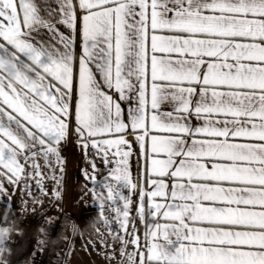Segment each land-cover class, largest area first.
I'll list each match as a JSON object with an SVG mask.
<instances>
[{
    "label": "snow or ice",
    "instance_id": "snow-or-ice-1",
    "mask_svg": "<svg viewBox=\"0 0 264 264\" xmlns=\"http://www.w3.org/2000/svg\"><path fill=\"white\" fill-rule=\"evenodd\" d=\"M69 145L98 222L54 264H264V0H0V264Z\"/></svg>",
    "mask_w": 264,
    "mask_h": 264
},
{
    "label": "crops",
    "instance_id": "crops-1",
    "mask_svg": "<svg viewBox=\"0 0 264 264\" xmlns=\"http://www.w3.org/2000/svg\"><path fill=\"white\" fill-rule=\"evenodd\" d=\"M66 156L68 159V165L63 211L59 208H53L47 203L44 207L36 205L35 208H33L30 205L28 210L23 213L22 219L15 220V224L19 228V232L13 234L15 241L23 232H30L35 236H39L41 235L42 228L45 229L43 233L45 236L49 232L48 224L42 223V220L48 221L51 225H54L57 221H59L60 236L63 246L64 237L72 234L73 223L78 229L76 232V240L79 241L80 233L83 232L87 235L92 231L93 225L98 222V209L96 203H94L91 197V194L82 195L83 179L80 174L82 162L80 161L79 150L75 149L72 145H69ZM3 211V209H0V218H2ZM65 217L71 218L70 222H65L63 219ZM8 219H13V214L10 212L8 213ZM79 246V243H77L76 247L79 248ZM82 255V253H77V256L73 257L74 264H82L80 260ZM28 264H32V259L28 261ZM97 264H99L98 261Z\"/></svg>",
    "mask_w": 264,
    "mask_h": 264
},
{
    "label": "built area",
    "instance_id": "built-area-1",
    "mask_svg": "<svg viewBox=\"0 0 264 264\" xmlns=\"http://www.w3.org/2000/svg\"><path fill=\"white\" fill-rule=\"evenodd\" d=\"M33 237L36 236L30 232H23L16 240V253H24L25 255V259L18 261L17 264H28L30 259H32V264H53V254L58 252L62 246V239L60 236V222L57 221L53 227H51L50 231L44 236L50 245L49 249L44 254L38 255L34 259L30 255V250L34 247L32 244Z\"/></svg>",
    "mask_w": 264,
    "mask_h": 264
}]
</instances>
